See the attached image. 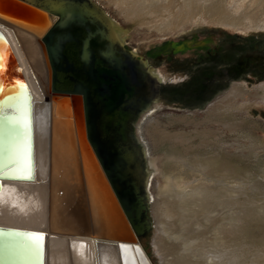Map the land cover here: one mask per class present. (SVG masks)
<instances>
[{
    "label": "water",
    "instance_id": "95a60500",
    "mask_svg": "<svg viewBox=\"0 0 264 264\" xmlns=\"http://www.w3.org/2000/svg\"><path fill=\"white\" fill-rule=\"evenodd\" d=\"M40 12L59 19L39 21ZM88 18L103 22L111 35L103 31L96 41L94 30H84ZM0 21L50 25L42 41L52 70L51 91L59 97L54 138L60 141L50 194L51 233L124 246L148 239L154 228L150 173L128 117L152 109L158 76L150 84L149 67L117 38L115 23L90 0H0ZM101 48L108 52L107 66L99 60ZM1 53L6 65L0 74V191L2 181L36 178L33 98L0 31ZM33 233L38 234L0 226V264H45V237Z\"/></svg>",
    "mask_w": 264,
    "mask_h": 264
},
{
    "label": "rangeland",
    "instance_id": "374dc122",
    "mask_svg": "<svg viewBox=\"0 0 264 264\" xmlns=\"http://www.w3.org/2000/svg\"><path fill=\"white\" fill-rule=\"evenodd\" d=\"M95 1L122 28L126 48L160 79L153 112L137 130L152 171L154 228L142 242L151 263L163 264L157 203L168 202L173 190L190 195L205 187L223 198L210 199L199 211L209 220H198L204 228L193 234L196 242L211 232L229 251H242L241 264H264V30L199 21L157 36L132 25L109 0ZM174 4L157 0L154 8L170 13ZM234 90L239 96L224 102ZM199 164L211 175L197 171Z\"/></svg>",
    "mask_w": 264,
    "mask_h": 264
},
{
    "label": "bare ground",
    "instance_id": "6f19581e",
    "mask_svg": "<svg viewBox=\"0 0 264 264\" xmlns=\"http://www.w3.org/2000/svg\"><path fill=\"white\" fill-rule=\"evenodd\" d=\"M90 1L115 23L114 30L117 38L122 40L126 47L124 38L118 34L120 30L123 36L122 28L94 2L95 0ZM109 1L112 3V8L121 9L119 12L127 15L132 25L138 29H146L157 36L165 37L168 34H174L178 29L192 26L199 21L246 30H264V0H174L175 4L171 6L170 13H166L167 8L165 7L154 8L157 0ZM127 3L130 4L124 6ZM42 15L39 14L37 20L46 18L54 23L59 19L57 15L50 13H42ZM86 23L84 30L87 28L94 30L97 34L94 37L96 41L100 40L98 35H101L103 31L111 35V31L104 26L103 22L100 23L90 18ZM17 26L0 21V31L4 34L16 57L23 75V82L28 86L33 98L36 178L34 181L1 182L0 226L42 234L45 237V264H152L142 241H138L135 246H124L105 239L51 233L50 194L55 169L59 163L57 145L60 141L54 138L57 133L54 119L59 112V97L51 91L52 70L46 46L42 41L50 25L46 28ZM99 60L105 62V66L111 64L108 62V52L105 48L99 54ZM5 65L6 56L1 53L0 74H4ZM150 74L154 76L153 73ZM235 92L230 97H226L224 102L234 100L239 96L237 94L239 91ZM148 105L150 106V103L145 104V107ZM73 107L74 123L77 126L78 102L75 101ZM143 112L146 111L138 112L136 117H128V119L130 118L129 120L134 123L139 113ZM152 112L153 110L149 114ZM135 132L137 137L136 129ZM140 142L142 143V140ZM140 142L138 140L139 144ZM140 145L143 148L146 171L150 173L147 192L152 201V185H150L152 171L149 170L148 165L150 154L143 143ZM196 170L200 172L208 170L206 173L211 175V170L203 165L197 167ZM209 192L210 190L205 187L190 195L173 190L168 194L166 199L168 202H159L153 209L156 224L162 227L159 228L161 234L157 245L163 256V264H228L226 261L229 260H231L230 264H241L239 255L242 251L237 253L229 251V247L226 246L228 243L218 244L211 232L204 233V235L199 234L201 235L200 241L196 242L194 239L193 234L199 232L200 228H204L199 221L204 224L209 220L203 217L206 216L205 213L199 211L207 208L206 205L210 199L223 198L221 193L215 197L212 190L211 194ZM192 208L197 209L195 214H184ZM199 214L204 215L198 219ZM183 234L188 236L184 237ZM231 245L229 246L232 247Z\"/></svg>",
    "mask_w": 264,
    "mask_h": 264
},
{
    "label": "flooded vegetation",
    "instance_id": "af4514ba",
    "mask_svg": "<svg viewBox=\"0 0 264 264\" xmlns=\"http://www.w3.org/2000/svg\"><path fill=\"white\" fill-rule=\"evenodd\" d=\"M94 1V0H93ZM100 8H101V5H100V3L99 2H97V1H94ZM108 14V13H107ZM108 16H109V14H108ZM118 34L119 35H121V37L122 38H124V36H122V34L120 33V30L118 31ZM125 40V39H124ZM144 70V69H143ZM150 73H152L151 72V70H150ZM150 80H151V82H150V84L154 81V76L153 75H151L150 74ZM159 96L160 95H158V98H159ZM158 100V99H157ZM154 109V105L152 106V109L151 110H153ZM151 110H149V111H146V112H143V113H139V117H138V119L136 120V122H134L133 123V121L131 120V122L133 123V126H134V129H136V131L137 130H139V125H140V123H141V121H142V119H144L145 117H147L148 115H150L149 114V112L151 111ZM137 138H138V140H139V142L141 141V139H140V137H139V131H137ZM140 144H142L141 142H140Z\"/></svg>",
    "mask_w": 264,
    "mask_h": 264
},
{
    "label": "snow or ice",
    "instance_id": "6c2138e0",
    "mask_svg": "<svg viewBox=\"0 0 264 264\" xmlns=\"http://www.w3.org/2000/svg\"><path fill=\"white\" fill-rule=\"evenodd\" d=\"M30 178V177H29ZM32 236H35V237H42V234H36V233H33V234H31ZM34 247H36V249L37 250H39V244L38 243H36L35 245H34Z\"/></svg>",
    "mask_w": 264,
    "mask_h": 264
}]
</instances>
